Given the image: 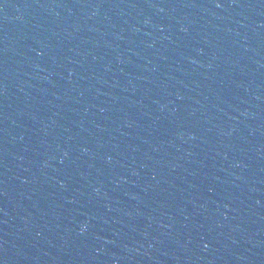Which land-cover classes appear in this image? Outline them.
Returning <instances> with one entry per match:
<instances>
[{
	"label": "water",
	"instance_id": "obj_1",
	"mask_svg": "<svg viewBox=\"0 0 264 264\" xmlns=\"http://www.w3.org/2000/svg\"><path fill=\"white\" fill-rule=\"evenodd\" d=\"M0 264H264V206L173 230L105 239L0 226Z\"/></svg>",
	"mask_w": 264,
	"mask_h": 264
}]
</instances>
